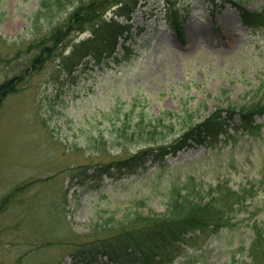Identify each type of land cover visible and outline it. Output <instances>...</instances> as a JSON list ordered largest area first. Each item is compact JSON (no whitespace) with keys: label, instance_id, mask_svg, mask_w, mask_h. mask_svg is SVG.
I'll return each mask as SVG.
<instances>
[{"label":"rangeland","instance_id":"374dc122","mask_svg":"<svg viewBox=\"0 0 264 264\" xmlns=\"http://www.w3.org/2000/svg\"><path fill=\"white\" fill-rule=\"evenodd\" d=\"M125 1L107 0V20ZM172 1L189 11L182 34L161 20L166 0H151L129 18L142 30L133 37L137 57L132 62L68 74L64 61L77 35L74 19L89 16L88 3L78 6L76 13L69 11L74 15L70 22L67 18L59 28L73 24L61 35L62 46L48 41L47 48L54 52L49 50L44 66L10 85L17 72L12 63L26 58L33 39L48 29L41 22L38 30L32 26L38 0H0V264H68L77 246L85 250L108 238L91 237L93 225H104L112 215L119 218L141 203L143 212L162 214L172 181L193 177L209 185L227 180L238 188L259 179L264 171V129L257 139L236 136L235 142L169 158L168 170L160 174L149 164L132 177H102L83 186L69 176L77 167L131 158L144 151L143 146L170 145L184 129L181 122L167 121L158 137L142 142L131 139L132 131L126 138L120 136L122 121L128 131L142 118L144 126H157L154 121L168 113L195 112L204 119L228 99L242 104V96L264 84V33L247 34L236 10L221 7L222 0ZM246 8H264V0H250ZM103 13L98 11L85 28L91 30ZM89 36L87 31L79 40ZM52 38L56 43L62 39ZM226 240L210 238L205 254L193 264H236L238 257L232 260ZM255 264H264V257Z\"/></svg>","mask_w":264,"mask_h":264},{"label":"trees","instance_id":"16d2710c","mask_svg":"<svg viewBox=\"0 0 264 264\" xmlns=\"http://www.w3.org/2000/svg\"><path fill=\"white\" fill-rule=\"evenodd\" d=\"M38 1L40 8L33 16L32 26L38 30L41 22L47 25L48 30L33 39L27 48L26 58L11 62L17 72L11 78L10 85L23 82L27 74L44 66L51 57L49 50H52L51 47L47 48V42L51 40L56 46L60 43L62 46L61 41L65 36L62 38L61 35H65L73 24L59 29L61 24L67 18H70V22L74 17L69 11L85 3H88L85 7L89 16L86 19H74L77 35L64 61L68 74L80 68L85 71L101 65L110 68L122 63L128 64L136 56L132 38L140 35L141 31L133 34V26L127 18L143 0L121 2L108 20L105 16L110 11L107 0ZM243 4L244 1L239 0L236 7L240 10L245 28L248 31L264 30V13L247 12ZM98 11L104 12L100 22L88 30L85 27L96 19ZM184 17L182 9L171 4L164 21L167 27L180 32ZM83 24L86 25L80 28ZM87 31L90 32L89 38L79 40ZM53 36L62 39L56 43L57 39H53ZM0 95L3 96L2 93ZM2 100L3 97H0V106ZM224 105L204 119H198L195 112H188L185 116L168 113L154 121L157 126L150 127L144 126L142 118L128 131L125 129L126 122L122 121L121 125L124 126L119 128L120 136L126 138L132 131L131 139L137 138L142 142L158 137L167 121L181 122L184 129L170 145L143 146L144 151L131 158L95 168L77 167L69 172V176L83 186L101 177L113 180L131 177L144 172L148 163L156 165V173L160 174L168 170V158H176L191 148L208 147L221 141L234 142L238 133L252 139L260 137L259 133L264 128V124H258V120L264 119V84L245 95L242 104L232 103L228 99ZM173 125L167 126V129H172ZM263 197L264 171L259 179L253 178L238 188L230 186L227 180H217L209 185L197 183L193 177L182 182L172 181L164 196L162 214L147 210L143 212L144 205L141 203L125 210L119 218L112 215L104 221V225H93L90 228L91 237L106 234L108 238L87 245L85 250L77 246L72 250L68 264H193V261L205 254L204 244L210 238L220 240L224 236L227 237L224 247L230 251L232 260L238 257L236 264H248V261L249 264H255L264 257ZM246 236L249 241L247 244ZM181 259H184V263H181Z\"/></svg>","mask_w":264,"mask_h":264}]
</instances>
